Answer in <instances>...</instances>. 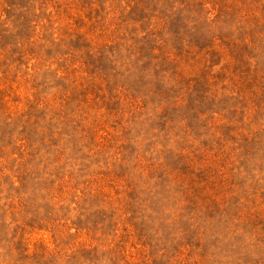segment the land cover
<instances>
[{"label": "rangeland", "instance_id": "obj_1", "mask_svg": "<svg viewBox=\"0 0 264 264\" xmlns=\"http://www.w3.org/2000/svg\"><path fill=\"white\" fill-rule=\"evenodd\" d=\"M0 264H264V0H0Z\"/></svg>", "mask_w": 264, "mask_h": 264}]
</instances>
